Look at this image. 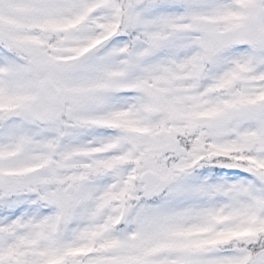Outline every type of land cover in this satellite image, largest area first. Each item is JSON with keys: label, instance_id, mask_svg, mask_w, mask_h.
<instances>
[{"label": "snow or ice", "instance_id": "1", "mask_svg": "<svg viewBox=\"0 0 264 264\" xmlns=\"http://www.w3.org/2000/svg\"><path fill=\"white\" fill-rule=\"evenodd\" d=\"M0 264H264V0H0Z\"/></svg>", "mask_w": 264, "mask_h": 264}]
</instances>
